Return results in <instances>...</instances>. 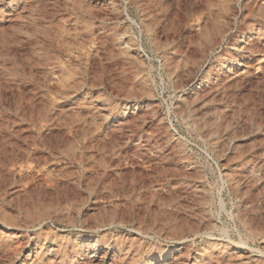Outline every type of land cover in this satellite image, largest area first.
Returning a JSON list of instances; mask_svg holds the SVG:
<instances>
[{"label":"rangeland","instance_id":"1","mask_svg":"<svg viewBox=\"0 0 264 264\" xmlns=\"http://www.w3.org/2000/svg\"><path fill=\"white\" fill-rule=\"evenodd\" d=\"M0 264H264V0H0Z\"/></svg>","mask_w":264,"mask_h":264}]
</instances>
